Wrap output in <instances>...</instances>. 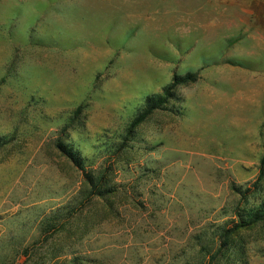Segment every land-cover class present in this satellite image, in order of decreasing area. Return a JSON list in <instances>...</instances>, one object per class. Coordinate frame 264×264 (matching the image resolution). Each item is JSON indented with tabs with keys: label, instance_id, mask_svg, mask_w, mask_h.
<instances>
[{
	"label": "rangeland",
	"instance_id": "1",
	"mask_svg": "<svg viewBox=\"0 0 264 264\" xmlns=\"http://www.w3.org/2000/svg\"><path fill=\"white\" fill-rule=\"evenodd\" d=\"M259 1L0 0V264H264V120L185 97Z\"/></svg>",
	"mask_w": 264,
	"mask_h": 264
},
{
	"label": "crops",
	"instance_id": "2",
	"mask_svg": "<svg viewBox=\"0 0 264 264\" xmlns=\"http://www.w3.org/2000/svg\"><path fill=\"white\" fill-rule=\"evenodd\" d=\"M260 2L262 3V0ZM254 3L249 5L253 6ZM256 12L264 14L261 10H251L246 4V15ZM98 13L101 17L100 12ZM102 20L105 21V19H98V21ZM230 35L232 34L221 35L220 51L229 47ZM240 49L246 55L245 63L235 64L228 57L227 61L214 63L204 68L202 84H197L186 92L185 97L188 109L207 113L205 114L207 117L218 119V122L214 123L217 126H225L227 116L232 118L230 123L236 127V118H246V144H251L250 139L261 134L260 127L264 120V30L257 29L249 19L246 20V36L242 38ZM230 51L233 54L234 49L230 48ZM200 60L202 61L201 58ZM198 87L203 96L201 108L195 105V89L197 90ZM209 113L212 114L209 115ZM240 113L244 114L240 115ZM252 127L255 128L254 131H251ZM253 143L260 142L253 140Z\"/></svg>",
	"mask_w": 264,
	"mask_h": 264
},
{
	"label": "trees",
	"instance_id": "3",
	"mask_svg": "<svg viewBox=\"0 0 264 264\" xmlns=\"http://www.w3.org/2000/svg\"><path fill=\"white\" fill-rule=\"evenodd\" d=\"M187 79L189 80V79H191V76H188V77H186V78H183V79H181V80H179V78H175V82H177V81H187ZM135 123H137V121H135L134 122V124ZM1 139V138H0ZM1 141V140H0ZM1 143V142H0ZM261 211H263V212H261ZM251 216V218L248 220V221H246L245 219H243L242 217H241V221L240 222H238L232 229H231V233L232 232H236L237 230H239V229H241V228H243V227H246V226H248V225H250V224H252V223H254V222H257V221H259L260 219H262L263 218V216H264V206H263V209H259V210H257L256 212H254L252 215H250ZM74 264H75V262H73Z\"/></svg>",
	"mask_w": 264,
	"mask_h": 264
}]
</instances>
